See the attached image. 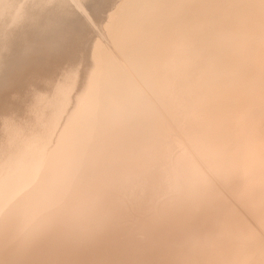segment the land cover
I'll return each instance as SVG.
<instances>
[{
	"label": "bare ground",
	"instance_id": "6f19581e",
	"mask_svg": "<svg viewBox=\"0 0 264 264\" xmlns=\"http://www.w3.org/2000/svg\"><path fill=\"white\" fill-rule=\"evenodd\" d=\"M0 264H264V0H0Z\"/></svg>",
	"mask_w": 264,
	"mask_h": 264
}]
</instances>
